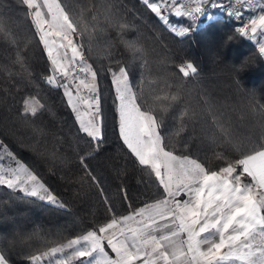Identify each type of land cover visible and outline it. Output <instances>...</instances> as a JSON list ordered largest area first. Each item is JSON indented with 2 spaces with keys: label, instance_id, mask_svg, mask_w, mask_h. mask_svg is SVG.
Here are the masks:
<instances>
[{
  "label": "snow or ice",
  "instance_id": "snow-or-ice-1",
  "mask_svg": "<svg viewBox=\"0 0 264 264\" xmlns=\"http://www.w3.org/2000/svg\"><path fill=\"white\" fill-rule=\"evenodd\" d=\"M141 2L180 36L196 31L202 18L214 20L211 10L221 9L241 21L236 31L256 42L264 58V0H231L228 5L222 0ZM16 3L34 30L31 35L19 31L0 3V51L7 61L0 62V74L18 92L34 89L22 95L17 116L39 150L36 138L45 129L37 120L48 110L40 97V81L63 90L78 131L91 146L81 155L79 138L69 145L84 170L80 179L96 185L104 206V215H93L77 234L68 237L60 230L55 239L45 241L52 246L28 252V264H264V102L253 94L220 102L190 87L189 78L199 73L196 64L176 63L169 51L150 46V38L139 29L129 38L135 26L128 23L121 0ZM170 17L186 23L177 28ZM34 38L47 60V71L39 78L27 55ZM121 46L127 55L118 54ZM105 71L119 139L142 173L139 203L122 186L119 208L87 164L104 138L99 83ZM243 110L251 119L241 130L232 113L239 112L243 120ZM201 145L220 162L218 167L201 155ZM43 152L63 158L55 145ZM0 187L66 208L42 175L2 138ZM16 235L0 234V264H14Z\"/></svg>",
  "mask_w": 264,
  "mask_h": 264
},
{
  "label": "trees",
  "instance_id": "trees-1",
  "mask_svg": "<svg viewBox=\"0 0 264 264\" xmlns=\"http://www.w3.org/2000/svg\"><path fill=\"white\" fill-rule=\"evenodd\" d=\"M0 3L14 27L21 32L28 31L30 35L34 32L31 22L24 15L25 10L16 0H0ZM121 3L128 23L135 26L129 31V38L135 37L136 29H139L146 38H150V46H155L162 52L169 51L176 63L191 60L196 64L199 73L196 77L189 78L190 87H195L197 91H203L220 102L234 101L247 94H253L257 100L264 102V58L258 55L255 42L240 36L236 31L237 24L217 9L211 10L214 20L202 18L196 31L180 36L159 21L141 0H121ZM170 23L180 27L186 22L170 17ZM116 51L127 55L122 46ZM27 55L39 78L47 71V60L38 38H34ZM93 55L96 57L98 54L94 51ZM0 62H7L2 51ZM101 62L106 65V61ZM176 75L183 79L178 71ZM99 87L105 115L104 138L100 150L88 158L87 164L117 208L123 199V194L119 191L122 186H127L129 196L139 203L137 194L143 191V186L139 184L142 173L133 165L119 139L111 99V80L106 71L101 76ZM30 91L34 89L29 87L18 92L12 81L0 74V138L25 163L42 175L66 208L61 209L0 187V234L12 238L19 233L16 235L17 244L12 254L14 264H28L25 255L33 249L52 246L45 245V241L55 239L58 231L63 230L65 235L71 237L87 226L93 215H104L98 188L90 180L85 182L80 179L84 170L79 163V156L69 146L79 138L80 154L91 151V146L84 143L85 138L78 131L63 90L40 81V97L48 105V110L37 120L45 129V134L36 138L41 146L39 150H34V139L17 116L22 95ZM243 111L246 113V110ZM232 119L244 130L251 117L246 113L241 120L240 113L236 112L232 113ZM53 145L60 149L62 159H53L43 152L44 147L51 149ZM201 147V155L208 156L210 166L218 167L220 162L211 157L207 146ZM34 231L39 235H32Z\"/></svg>",
  "mask_w": 264,
  "mask_h": 264
},
{
  "label": "built area",
  "instance_id": "built-area-1",
  "mask_svg": "<svg viewBox=\"0 0 264 264\" xmlns=\"http://www.w3.org/2000/svg\"><path fill=\"white\" fill-rule=\"evenodd\" d=\"M222 2H223V4L224 5H228L230 2H231V0H222ZM220 13H222L226 18H228L229 20H231V21H233L234 23H236L237 24V26H239L240 25V23H241V21H236L234 18H230L227 14H226V12L225 11H223V10H221V9H217ZM248 13H246L245 15H244V17H243V20L244 21H246L247 19H248Z\"/></svg>",
  "mask_w": 264,
  "mask_h": 264
},
{
  "label": "rangeland",
  "instance_id": "rangeland-1",
  "mask_svg": "<svg viewBox=\"0 0 264 264\" xmlns=\"http://www.w3.org/2000/svg\"><path fill=\"white\" fill-rule=\"evenodd\" d=\"M175 26V25H174ZM177 28H179L178 26H176ZM23 194V193H22Z\"/></svg>",
  "mask_w": 264,
  "mask_h": 264
},
{
  "label": "crops",
  "instance_id": "crops-1",
  "mask_svg": "<svg viewBox=\"0 0 264 264\" xmlns=\"http://www.w3.org/2000/svg\"><path fill=\"white\" fill-rule=\"evenodd\" d=\"M255 44H256V42H255ZM256 47H257V44H256Z\"/></svg>",
  "mask_w": 264,
  "mask_h": 264
}]
</instances>
